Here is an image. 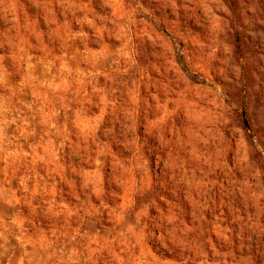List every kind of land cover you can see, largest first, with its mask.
Returning <instances> with one entry per match:
<instances>
[{
	"label": "clouds",
	"instance_id": "9594fccd",
	"mask_svg": "<svg viewBox=\"0 0 264 264\" xmlns=\"http://www.w3.org/2000/svg\"><path fill=\"white\" fill-rule=\"evenodd\" d=\"M0 264H264V0H0Z\"/></svg>",
	"mask_w": 264,
	"mask_h": 264
}]
</instances>
